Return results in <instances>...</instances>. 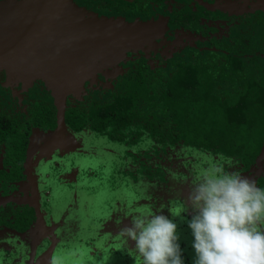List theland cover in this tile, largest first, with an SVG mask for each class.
<instances>
[{
	"label": "rangeland",
	"instance_id": "1",
	"mask_svg": "<svg viewBox=\"0 0 264 264\" xmlns=\"http://www.w3.org/2000/svg\"><path fill=\"white\" fill-rule=\"evenodd\" d=\"M72 21V11H68L65 33ZM87 22H91L88 17ZM78 24L83 36H89L87 23L79 20ZM147 30L146 38L141 37L135 46L153 41L158 26ZM221 157L229 158L221 151L213 154L185 145L158 146L148 136L137 145L127 146L91 131L66 136L60 131L36 129L25 165L22 204L35 209L45 229L33 227L19 234L0 228V264H136L116 237L118 227L129 224L130 212L145 205L171 218L168 202L177 194L186 198L195 171ZM230 159L233 167L229 170L242 174L238 159ZM262 173L260 160L244 176L256 181ZM176 212L181 214V209ZM183 215L191 219L190 211ZM175 222L184 264H193L194 237L187 223L179 217ZM129 246L134 247L133 242L129 241Z\"/></svg>",
	"mask_w": 264,
	"mask_h": 264
},
{
	"label": "flooded vegetation",
	"instance_id": "2",
	"mask_svg": "<svg viewBox=\"0 0 264 264\" xmlns=\"http://www.w3.org/2000/svg\"><path fill=\"white\" fill-rule=\"evenodd\" d=\"M17 1L26 4L30 0ZM72 2L83 14L89 13L107 21L157 25L158 31L153 41L135 46L125 54L105 56L98 53L97 56L83 57L91 61L90 76L81 83L83 89L69 93L64 103L56 100L46 81L35 79L23 82L0 69V228L19 234H26L33 227L45 229L38 222L35 209L22 204L27 182L25 165L30 139L36 129L42 132L60 131L66 136L70 132L81 134L91 131L111 142L127 146L137 145L143 137L148 136L155 144L150 134L138 125L122 132L125 137L123 141L112 139L110 131L99 133L89 128L75 131L68 122V113L82 104H88L90 99H110L113 93L126 86L134 74H141L152 82L184 65H195L204 70L236 69L247 76L251 73L255 78L264 80V0ZM76 82L69 81L79 86ZM245 83L244 80L229 83L227 89L239 90ZM153 84L161 85V82L154 81ZM46 118L51 122L47 124ZM120 135L118 133L115 137L120 138ZM229 158L238 159V169L242 170L243 175L250 173L259 162L255 160L248 166L242 158ZM256 182L258 187H264V173ZM31 212L35 220L30 229L22 233L19 229L21 222Z\"/></svg>",
	"mask_w": 264,
	"mask_h": 264
},
{
	"label": "trees",
	"instance_id": "3",
	"mask_svg": "<svg viewBox=\"0 0 264 264\" xmlns=\"http://www.w3.org/2000/svg\"><path fill=\"white\" fill-rule=\"evenodd\" d=\"M249 74L195 65L180 66L152 82L134 74L110 99H90L71 109L68 122L75 131H110L112 139L121 141L124 130L138 125L158 144L183 143L213 154L221 151L227 157L242 158L249 166L264 145V80ZM243 80L241 89H227L229 83ZM118 133L120 138L115 137ZM29 215L21 222L22 233L35 220L32 212Z\"/></svg>",
	"mask_w": 264,
	"mask_h": 264
},
{
	"label": "clouds",
	"instance_id": "4",
	"mask_svg": "<svg viewBox=\"0 0 264 264\" xmlns=\"http://www.w3.org/2000/svg\"><path fill=\"white\" fill-rule=\"evenodd\" d=\"M232 167L221 157L196 170L187 197L168 202L171 218L148 205L130 212L116 237L136 264H184L177 217L194 237L193 264H264V187ZM189 211L190 220L183 215Z\"/></svg>",
	"mask_w": 264,
	"mask_h": 264
},
{
	"label": "water",
	"instance_id": "5",
	"mask_svg": "<svg viewBox=\"0 0 264 264\" xmlns=\"http://www.w3.org/2000/svg\"><path fill=\"white\" fill-rule=\"evenodd\" d=\"M70 2H0V69L23 82L46 81L48 89L62 103L69 93L82 90L81 83L90 76L91 61L83 57L97 56L98 53L105 56L125 54L139 43L141 37L146 38L147 27L151 26L89 16L79 12L72 0ZM68 11H72L73 24L65 33L64 19ZM79 20L85 25L89 23V36H83ZM95 41L98 44L93 45ZM71 80L79 81L76 82L79 86L70 84ZM257 160L264 161V145Z\"/></svg>",
	"mask_w": 264,
	"mask_h": 264
}]
</instances>
